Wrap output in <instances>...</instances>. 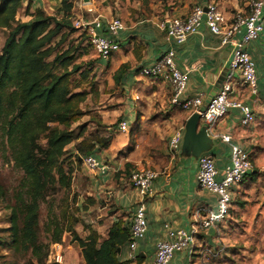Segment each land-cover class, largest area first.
I'll return each instance as SVG.
<instances>
[{
	"label": "crops",
	"instance_id": "obj_1",
	"mask_svg": "<svg viewBox=\"0 0 264 264\" xmlns=\"http://www.w3.org/2000/svg\"><path fill=\"white\" fill-rule=\"evenodd\" d=\"M209 2L217 4L227 20L237 14L248 13L247 0H197L196 4L205 5ZM27 3L28 0L23 2V6L26 7ZM52 4L57 6L60 0H53ZM188 5L172 8L161 20L166 17L185 16L194 6L189 8ZM29 8L32 13L36 9L45 10L42 0H31ZM159 21L156 25L152 21L154 26L146 28L145 32H131L134 35L130 37L126 36L124 27L120 34V49L123 48L124 41L130 52L135 43L141 42L142 57L137 62L140 69L153 63L166 50L173 49L177 68L187 72L185 95H201L204 102H207L228 73L232 45H221L220 38L211 34L204 23L198 32L190 35L183 44L176 45L165 40L164 33L158 27ZM241 34L242 30H239L234 39L240 38ZM247 51L255 64L257 90L254 95H248L247 90L244 91L241 99L253 110L255 121L249 126H243L240 124L239 111L229 110L224 118L208 128L211 144L210 149L203 154L212 156L216 168L221 172L230 165V147L236 145L250 155L252 169L241 183L232 188L229 218L210 230L200 229L199 220L207 211L215 209L216 197L197 185L198 159L194 158L191 152L182 153L181 149L189 113L169 106L170 87L167 83L144 78L141 74L137 77L129 70L124 76L128 85L126 87L131 88L127 94L133 102L131 105L129 103L131 108H128V105L125 108L127 117L123 120H128L129 129L134 125L137 131L144 130L143 134L135 135L141 145L162 147V158L165 162L155 171L157 177L150 193L145 197H140L131 184L125 183V174L120 173L116 162H111L113 168L98 176L102 199H96V204L99 205V211L101 210V217L96 224H87L92 226L100 238H105L114 221H127V218L121 216L122 213L129 212L131 220L135 207L143 203L147 230L135 251L136 256L142 260L141 264H150L152 261L155 243L165 238V223L171 228L187 231L197 226L194 243L186 250L177 252L169 264H264V28L259 37L247 46ZM138 100L142 101L139 104L142 111L137 113ZM131 119L133 121L129 123ZM201 127L204 126L199 125V128ZM175 133L181 134V140L178 149L170 153L169 139ZM222 136L230 137V141L224 142ZM125 145V141L120 142L118 150ZM104 152L101 150V154ZM125 162H130V159H125ZM129 225L125 223V226ZM55 244L60 245L66 264H85L80 247L77 242L72 241L69 233H64L62 241ZM127 255L128 248L125 245L119 250V261H126Z\"/></svg>",
	"mask_w": 264,
	"mask_h": 264
},
{
	"label": "trees",
	"instance_id": "obj_2",
	"mask_svg": "<svg viewBox=\"0 0 264 264\" xmlns=\"http://www.w3.org/2000/svg\"><path fill=\"white\" fill-rule=\"evenodd\" d=\"M29 6L30 2L26 10ZM23 8L22 0H0V29L7 31L0 49V143L7 159L21 173L11 193L0 184V200L9 213L13 249L30 252L36 264H46L38 240L40 204L70 187L72 170L65 166L67 147L75 139L70 126L84 114L81 104L86 92L82 85L91 67L75 64L77 47L58 50L73 33L69 21L72 0H60L59 17L36 9L29 20L22 22L17 15ZM84 38L88 41L86 35ZM128 70L127 65L119 68L113 75L116 84ZM81 136L82 132L75 145L77 153L70 159L81 162L82 155L108 148V138ZM86 207L84 204L83 210ZM69 209L63 199L58 215L47 223L51 243H60L63 234L69 233L80 247L85 264L133 262L118 259L119 250L129 241V226L124 221H114L106 237L100 238L90 224ZM134 261L142 262L138 256Z\"/></svg>",
	"mask_w": 264,
	"mask_h": 264
},
{
	"label": "built area",
	"instance_id": "obj_3",
	"mask_svg": "<svg viewBox=\"0 0 264 264\" xmlns=\"http://www.w3.org/2000/svg\"><path fill=\"white\" fill-rule=\"evenodd\" d=\"M248 13L237 14L227 20L213 2L205 5L196 4L190 12L182 17H166L159 21L158 27L164 33L168 42L176 45L183 44L186 39L198 32L202 23L208 31L220 38L221 45H232V56L228 64V73L216 93L204 102L201 95L187 97L185 95L188 76L187 72L177 68L173 49L162 53L153 63L140 69L144 77L161 80L170 87L169 106L186 111L189 116L196 113L199 116V125L206 130L224 118L229 110L239 111L240 124L249 126L255 121L253 110L243 102V92L255 94L257 78L255 64L247 51V46L255 41L264 28V0H250L247 4ZM74 28L87 36L90 46L100 60H107L120 50V34L124 30V23L118 17L91 20L78 19L74 21ZM242 30L240 38L234 39L235 34ZM117 132L126 135L129 124L120 120L116 126ZM224 142L230 137L222 136ZM181 134L175 133L169 139V152H175L180 144ZM89 171L104 172L106 167L101 165L94 155L81 157ZM250 155L241 147L231 145L230 165L223 171L215 166L212 156L203 154L198 158L196 183L216 197V207L207 211L199 220V228L210 230L225 222L231 212L232 188L241 183L251 171ZM157 173L150 168H137L128 175V181L140 197L147 196L156 179ZM165 238L158 240L154 245V255L150 264H169L177 252L186 250L195 241L197 226L190 231L180 228H171L163 225ZM147 230V217L143 203H139L131 216L129 225V241L127 243V260L134 261L136 248ZM49 259L52 263L64 264L60 245L53 244Z\"/></svg>",
	"mask_w": 264,
	"mask_h": 264
},
{
	"label": "rangeland",
	"instance_id": "obj_4",
	"mask_svg": "<svg viewBox=\"0 0 264 264\" xmlns=\"http://www.w3.org/2000/svg\"><path fill=\"white\" fill-rule=\"evenodd\" d=\"M24 0L23 2H26ZM31 0H28L30 2ZM73 10L70 18L73 33L69 35L66 41L58 47V50H65L71 45L77 47L74 53L75 64L83 67H91V72L88 79L82 85L85 89V101L81 104L83 115L74 121L70 129L74 131V142L67 147V159L65 166L72 170L71 184L68 189H62L56 192L53 197L46 199L45 203L40 204L39 209V228L38 240L42 245L41 252L46 255V264H52L49 259L50 252L53 249V243L50 242V232H46V225L52 218L58 215L59 206L63 199L67 200L69 205V212L74 213L81 221L85 223H94L100 219L101 210L96 204V199L101 198L102 190L99 186L98 176L106 173L108 169H112L111 162L118 164L121 174H125V183H129L128 174L137 168H150L157 171L160 165H163L165 160L162 158L161 148L153 145H141L137 141L135 135L143 134V131H137L134 125L129 129L126 135L117 132L116 126L120 120L127 117L125 108L131 105L132 99L127 92L131 90L126 87L124 77L115 83L113 75L117 73L119 68L127 65L129 72L140 75L139 60L142 57L143 44L141 42L135 43L133 50L130 52L127 49L126 41L122 44L117 55L110 57L107 60H100L92 50L89 42L85 39V35L81 31L74 28V21L78 19L91 20L95 17L101 19H110L118 17L126 28V36L134 35L131 32L144 31L148 27H153L152 21L158 22L162 16L169 13L172 8H182L185 4H189V8L197 3V0H72ZM161 1V3H159ZM191 1V2H190ZM248 2L250 0H247ZM44 11L48 15H56L59 5L54 6L51 2L42 0ZM190 2V3H189ZM161 5L163 7H161ZM24 8L19 11L17 19L25 22L30 19V8ZM164 9V11H160ZM137 35V34H135ZM7 36V31L0 29V49ZM138 36V35H137ZM139 39V38H138ZM126 46V47H124ZM89 69V68H88ZM77 77V76H74ZM144 77V76H142ZM145 78V77H144ZM128 95V96H127ZM130 97V98H129ZM142 101H137V113L142 111L139 104ZM127 110V109H126ZM129 120V123H132ZM128 122V120H127ZM82 132V138L100 136L109 139L108 148L104 153L96 151L94 155L99 163L106 167L104 172L89 171L84 165L83 161L77 162L75 158V145H77L81 138H78L79 133ZM126 142V145L118 150L120 142ZM115 147L114 149L112 148ZM88 156V155H86ZM85 157V155H82ZM125 159H130V162H125ZM168 160V159H166ZM135 163H138L136 165ZM120 167V168H119ZM127 176V178H126ZM21 178V173L13 167L12 162L7 159L2 145L0 143V184L7 190L8 193L17 186ZM118 179L119 177H115ZM114 178V179H115ZM105 185V184H104ZM128 185V184H127ZM99 186V187H98ZM129 186V185H128ZM104 188V187H103ZM87 199H94V203H90ZM106 199H108L106 197ZM108 203V202H107ZM86 204L87 210H83V205ZM109 204V203H108ZM78 209V210H76ZM49 210L51 211L49 213ZM129 212L122 213L123 218H127L126 225L130 223ZM9 213L5 208V203L0 200V264H36L30 252H18L13 249L9 232ZM63 237V236H62ZM67 238V237H66ZM62 241V238H61ZM67 241V239H66ZM55 244V243H54ZM63 252V251H62ZM135 261H133L134 263ZM64 264L66 260L64 259Z\"/></svg>",
	"mask_w": 264,
	"mask_h": 264
},
{
	"label": "water",
	"instance_id": "obj_5",
	"mask_svg": "<svg viewBox=\"0 0 264 264\" xmlns=\"http://www.w3.org/2000/svg\"><path fill=\"white\" fill-rule=\"evenodd\" d=\"M211 141L205 127L199 128V116L194 113L190 115L185 123L182 137V153L191 152L198 159L204 152L210 149Z\"/></svg>",
	"mask_w": 264,
	"mask_h": 264
}]
</instances>
